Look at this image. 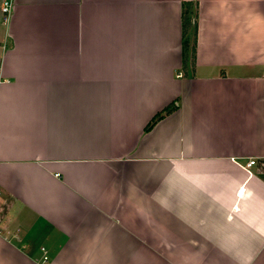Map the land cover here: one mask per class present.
I'll use <instances>...</instances> for the list:
<instances>
[{
  "label": "crops",
  "instance_id": "crops-1",
  "mask_svg": "<svg viewBox=\"0 0 264 264\" xmlns=\"http://www.w3.org/2000/svg\"><path fill=\"white\" fill-rule=\"evenodd\" d=\"M263 162L264 0H0V264H264Z\"/></svg>",
  "mask_w": 264,
  "mask_h": 264
},
{
  "label": "trees",
  "instance_id": "trees-1",
  "mask_svg": "<svg viewBox=\"0 0 264 264\" xmlns=\"http://www.w3.org/2000/svg\"><path fill=\"white\" fill-rule=\"evenodd\" d=\"M193 28V41L190 45L189 35ZM197 43V6L191 2L182 3V17H181V48H182V67L185 70L186 65L195 66ZM174 109L173 105L168 106L162 112L157 114L151 123L147 126L146 131L150 130L159 120L167 114H170Z\"/></svg>",
  "mask_w": 264,
  "mask_h": 264
},
{
  "label": "built area",
  "instance_id": "built-area-1",
  "mask_svg": "<svg viewBox=\"0 0 264 264\" xmlns=\"http://www.w3.org/2000/svg\"><path fill=\"white\" fill-rule=\"evenodd\" d=\"M10 7H11V5H10V3H4V5H3V7H2V9H1V12H2V14L3 15H8L9 14V12H10ZM248 168H250V167H253V166H256V161L254 160V159H251L248 163H247V165H246ZM260 170L261 171H264V162L262 163V164H260ZM260 171V172H261ZM42 251H44V249H42ZM43 260L44 261H46L47 260V257L46 256H44L43 257Z\"/></svg>",
  "mask_w": 264,
  "mask_h": 264
},
{
  "label": "rangeland",
  "instance_id": "rangeland-1",
  "mask_svg": "<svg viewBox=\"0 0 264 264\" xmlns=\"http://www.w3.org/2000/svg\"><path fill=\"white\" fill-rule=\"evenodd\" d=\"M193 28L191 29V32H190V35H189V42H190V45L192 44V41H193ZM261 171V170H260ZM264 171H261L260 174H263Z\"/></svg>",
  "mask_w": 264,
  "mask_h": 264
}]
</instances>
